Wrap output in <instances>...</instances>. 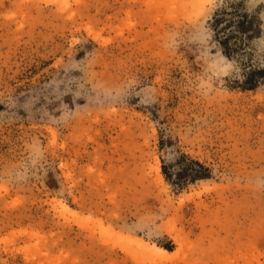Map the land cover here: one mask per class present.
Wrapping results in <instances>:
<instances>
[{
  "label": "rangeland",
  "instance_id": "rangeland-1",
  "mask_svg": "<svg viewBox=\"0 0 264 264\" xmlns=\"http://www.w3.org/2000/svg\"><path fill=\"white\" fill-rule=\"evenodd\" d=\"M263 61L264 0H0V264H264Z\"/></svg>",
  "mask_w": 264,
  "mask_h": 264
},
{
  "label": "trees",
  "instance_id": "trees-1",
  "mask_svg": "<svg viewBox=\"0 0 264 264\" xmlns=\"http://www.w3.org/2000/svg\"><path fill=\"white\" fill-rule=\"evenodd\" d=\"M234 10L231 11L233 15L239 14L237 6H233ZM228 13L226 7L219 8L213 16V29L215 30L216 37L219 38L218 42L223 48L224 54L229 57L231 52L237 48L236 41H232L237 37L233 31H228V27L234 25L237 31L244 29L245 25L250 23L249 17L246 13H240L236 21L227 19L225 14ZM258 77H264V61L263 65L257 69L249 70L243 79L242 88L251 89L257 83ZM176 167V168H175ZM162 173L165 179L182 188L189 182H194L199 179H206L211 176L210 169L203 163L196 159H192L186 154H180L175 160L174 165L162 164ZM169 249V247H166Z\"/></svg>",
  "mask_w": 264,
  "mask_h": 264
},
{
  "label": "bare ground",
  "instance_id": "bare-ground-1",
  "mask_svg": "<svg viewBox=\"0 0 264 264\" xmlns=\"http://www.w3.org/2000/svg\"><path fill=\"white\" fill-rule=\"evenodd\" d=\"M157 168L159 169V165H157ZM61 207L63 208V210H67V206L66 205H61ZM109 230H111V229H109ZM120 238L126 240L127 243H129V244L135 245L138 249H141L143 252L147 251L150 254L154 253V254H157V255H160V256H163V257H167V256L170 255V252L168 250H166V249H164L162 247H159V246H157L155 244H150V243L145 242L143 240L130 238V237H127V236H124V235L120 236ZM132 248H133V246H132Z\"/></svg>",
  "mask_w": 264,
  "mask_h": 264
},
{
  "label": "clouds",
  "instance_id": "clouds-1",
  "mask_svg": "<svg viewBox=\"0 0 264 264\" xmlns=\"http://www.w3.org/2000/svg\"><path fill=\"white\" fill-rule=\"evenodd\" d=\"M225 59H226V58H225ZM237 71H239V69L236 68V67H234V68L232 69V72H233V73H235V72H237Z\"/></svg>",
  "mask_w": 264,
  "mask_h": 264
}]
</instances>
